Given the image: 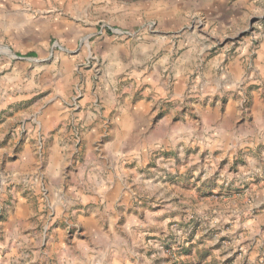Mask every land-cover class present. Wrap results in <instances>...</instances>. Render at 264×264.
Wrapping results in <instances>:
<instances>
[{"label":"rangeland","instance_id":"374dc122","mask_svg":"<svg viewBox=\"0 0 264 264\" xmlns=\"http://www.w3.org/2000/svg\"><path fill=\"white\" fill-rule=\"evenodd\" d=\"M93 214L127 264H264V0H0V264H90Z\"/></svg>","mask_w":264,"mask_h":264},{"label":"crops","instance_id":"0c3cea01","mask_svg":"<svg viewBox=\"0 0 264 264\" xmlns=\"http://www.w3.org/2000/svg\"><path fill=\"white\" fill-rule=\"evenodd\" d=\"M107 201L106 204L109 205V201L108 199H106ZM25 204L23 203V206H29V202L26 200L24 201ZM117 205H119L122 200L117 199L116 200ZM47 204L51 210L50 216H54L55 211H54V207L53 206V201L50 202V200L47 201ZM23 213H25L23 216L27 217L28 215V211H22L20 210V215ZM22 216V215H21ZM119 217V216H118ZM89 225L87 226V228L85 229V233L88 236L89 242L90 243V247L92 248V250L94 251L93 253V258H91V263L90 264H127L130 262V256L129 253H131V247H140V240L136 241L135 238L133 237V235L131 233H127L125 231H120V238L119 237V233L113 229V231L111 232H106L105 229H103V227H101V223L99 222V220L97 219L96 215H91V217L89 216L88 218ZM114 220V218H113ZM99 227L102 228L101 229H97L96 231L94 230L95 228L93 227ZM111 233V234H110ZM104 234H108L109 237H107V239H105L102 235ZM27 235V239L29 240ZM12 236H9V239H11ZM18 236H13V238L9 241L6 242L7 245V249L16 246L17 244H21V242H17L18 240ZM31 241H34V238L31 237L30 239ZM59 245L62 247H64V240L62 241V239L60 238L59 240ZM23 245V242H22ZM7 251V250H6ZM133 253L136 254V250H133ZM10 260V259H9ZM0 261L1 260V250H0ZM121 261V262H120ZM8 263V262H7ZM67 264H83V262L80 261V259L77 260H70L68 259Z\"/></svg>","mask_w":264,"mask_h":264},{"label":"water","instance_id":"95a60500","mask_svg":"<svg viewBox=\"0 0 264 264\" xmlns=\"http://www.w3.org/2000/svg\"><path fill=\"white\" fill-rule=\"evenodd\" d=\"M13 58H19L17 55L15 54H11Z\"/></svg>","mask_w":264,"mask_h":264}]
</instances>
